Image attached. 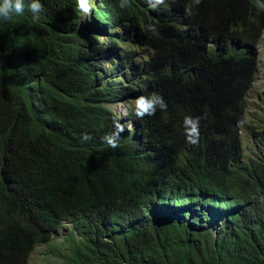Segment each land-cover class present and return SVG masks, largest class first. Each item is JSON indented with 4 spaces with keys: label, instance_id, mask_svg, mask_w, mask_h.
I'll list each match as a JSON object with an SVG mask.
<instances>
[{
    "label": "trees",
    "instance_id": "16d2710c",
    "mask_svg": "<svg viewBox=\"0 0 264 264\" xmlns=\"http://www.w3.org/2000/svg\"><path fill=\"white\" fill-rule=\"evenodd\" d=\"M40 2L36 22L27 9L0 19V264H27L40 244L66 264H264V192L216 239L180 232L148 194H236L264 181V157L244 154L238 133L264 0H89L87 15L77 0ZM152 93L167 109L137 117L136 98ZM185 115L200 118L196 145ZM116 121L113 149L102 137ZM215 155L235 157L216 171ZM148 203V227L109 221Z\"/></svg>",
    "mask_w": 264,
    "mask_h": 264
},
{
    "label": "clouds",
    "instance_id": "9594fccd",
    "mask_svg": "<svg viewBox=\"0 0 264 264\" xmlns=\"http://www.w3.org/2000/svg\"><path fill=\"white\" fill-rule=\"evenodd\" d=\"M149 2L150 7L156 8L157 5L164 3V0H154V2L153 0H149ZM77 4L79 10L82 13L87 15L91 12V4L89 0H77ZM127 6L128 0H120V8L123 9ZM43 7L44 6L40 0H28V3H25V0H0V19L4 21H10L14 16L24 15L25 10L27 9V11L32 13L33 22H36L40 19V13L43 11ZM85 28L87 27L85 26ZM134 32L139 42V37L144 34L140 23H134ZM263 32L264 27L261 31V37L255 45L257 56L256 72L253 79L254 81L251 83V86L249 87L245 96L246 106L243 113L244 115L240 122V127L238 129L239 140L243 146L244 154L247 156L256 157L255 159H261L264 157L261 151L264 150V146L262 145L264 142V130L259 129L258 126L247 124L250 133L256 137L257 145L260 147L259 150L253 154L254 156H252L245 153L242 139V132L244 130L242 124L245 121V112L247 111L249 104L248 95L258 75V44L262 39ZM124 103L126 111L123 114L116 111L118 112L119 117L122 119H125V115L129 111V102L127 103L124 101ZM157 107H159L161 110L167 109V103L163 97L157 93H152L147 96L140 95L134 102L135 115L139 118H143L146 115H154ZM199 125V117H192L190 115L184 116L183 128L187 143L196 145L199 142ZM123 131L124 127L118 121H116L114 124V131H112L111 134L105 135L102 137V139L108 146L115 149L119 146L120 134ZM81 139L87 141L91 139V137L85 133L82 135ZM233 157L235 156L228 155L221 158L220 155H215L212 157L215 170H221L224 166L228 165ZM240 160H242V157ZM148 184L150 183L146 184L147 187ZM261 192H264V181H245L236 194L221 193L217 189V186H215L207 196L185 195L165 198L159 194L157 188L154 186L149 188L148 194L150 198L149 201L155 208L161 207L165 204L169 206L172 213V218L180 232H192L199 229L210 236L211 239H216L219 233L222 232L226 227L230 216H244L252 210L256 199ZM109 221L115 224H136V226L148 227L149 222L154 223L155 221V211L152 209V205L148 203V205L144 207H135L128 211L112 212L109 214ZM152 229L155 228L153 227ZM36 247L32 249L27 264H31L33 255L36 252ZM44 253L51 254L46 247ZM62 262L63 264H66L63 258Z\"/></svg>",
    "mask_w": 264,
    "mask_h": 264
},
{
    "label": "rangeland",
    "instance_id": "374dc122",
    "mask_svg": "<svg viewBox=\"0 0 264 264\" xmlns=\"http://www.w3.org/2000/svg\"><path fill=\"white\" fill-rule=\"evenodd\" d=\"M83 28L84 26L79 24L76 30L80 32ZM258 58V75L248 95L249 104L245 112V121L242 124L244 129L242 132V139L245 153L252 156H254L253 154L256 153L260 147L257 145L256 137L250 133L247 124L258 126L259 129L264 130V32L258 44ZM112 106L116 111L122 114L126 111L123 100L113 103ZM45 247V244H40L36 247V252L33 255L31 264H63L62 258L44 253Z\"/></svg>",
    "mask_w": 264,
    "mask_h": 264
}]
</instances>
